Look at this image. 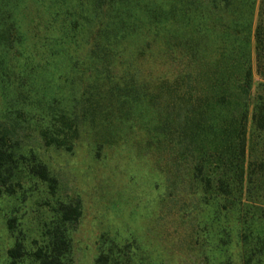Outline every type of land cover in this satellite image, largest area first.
<instances>
[{"label":"trees","instance_id":"1","mask_svg":"<svg viewBox=\"0 0 264 264\" xmlns=\"http://www.w3.org/2000/svg\"><path fill=\"white\" fill-rule=\"evenodd\" d=\"M151 52L154 83L131 61ZM132 112L149 149L191 162L200 264H264V0H0V199L31 188L5 219L8 264H73L82 217L17 125L72 152L84 127L110 143ZM94 264L167 263L104 233Z\"/></svg>","mask_w":264,"mask_h":264},{"label":"rangeland","instance_id":"2","mask_svg":"<svg viewBox=\"0 0 264 264\" xmlns=\"http://www.w3.org/2000/svg\"><path fill=\"white\" fill-rule=\"evenodd\" d=\"M136 57L131 61L141 79L154 83L164 69L159 60L152 52L142 59ZM252 67L253 93L258 77ZM134 114L110 143L104 142L98 129L84 127L72 152L46 148L34 120L17 129L26 148L35 149L58 179L57 196L81 200L82 217L71 235L73 264H94L97 241L104 233L134 239L147 254L167 264H200L192 238L198 210H194L191 162L186 156L188 160L181 158L180 164L171 163L177 155L168 147L159 153L149 149L146 122ZM29 189L27 185L14 197L0 199V264H8L7 250L13 242L5 219L12 208L23 209L20 199ZM36 195L28 204L29 218L37 215L32 212L36 210L33 203L40 202ZM233 256L236 259L235 248Z\"/></svg>","mask_w":264,"mask_h":264}]
</instances>
